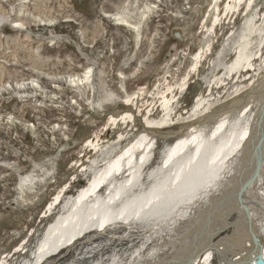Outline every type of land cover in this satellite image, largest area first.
<instances>
[{
	"label": "rangeland",
	"instance_id": "rangeland-1",
	"mask_svg": "<svg viewBox=\"0 0 264 264\" xmlns=\"http://www.w3.org/2000/svg\"><path fill=\"white\" fill-rule=\"evenodd\" d=\"M221 1L224 5L227 0ZM221 1L218 3L221 4ZM211 3L212 0H103L99 3L96 0H0V260L11 256L14 248L20 243L21 246L25 240L27 253L12 258L9 256L6 262L29 264V253L34 251L45 226L52 219L42 220L39 217L53 202L57 192L69 184L63 189L66 192L62 198L65 206L61 204L54 217L72 202L77 191L103 161L124 147L129 138L142 132L140 123L145 122V114L143 117L139 115L138 109L143 111L141 113L145 112L144 104L148 100L145 96L150 95L158 83L160 90L166 88V82L175 84L181 79V83L191 55L200 52L201 27L208 17ZM125 5L133 7V23H138L140 9L143 10L145 5L154 6L147 19L138 23V35L134 30L117 26L104 17L105 13L119 12ZM260 10L264 12V5ZM243 16L237 15V18L235 15L236 20L228 18L217 28L211 49L207 51V60L199 73L195 74L196 70L192 72L191 75L195 76L190 84L176 96L171 104V116L163 118L152 114L149 118L154 125L165 123V126H171L149 131V135L144 133L152 140L153 150L147 159L149 166L142 173L141 185L138 184L126 196L132 206L138 205V197L141 194L145 196L155 182L159 181L161 185L163 181L164 186L167 184V191H170L167 187L170 176L166 175L174 174L167 172L169 169L157 172L158 164L168 155L167 149L176 139L168 134L176 130L179 132L182 125L174 124L181 118L199 111L202 105L186 114L200 89L206 88L207 83L220 74L217 72L219 69H222L221 77L224 68L228 69L225 66L232 64L235 58L231 48L236 47L240 39ZM14 23H20L26 30L13 28ZM173 29L183 31V43L171 36ZM263 60L264 53L262 59L253 65L260 70L251 81L228 87L227 92H213L208 98L212 113L225 111L234 102L250 96L252 89L262 85ZM88 69L92 72L91 87L84 86L78 91L65 82L67 77L80 76ZM31 81L36 82L35 88L27 85ZM22 83H26L24 88H19L17 84ZM237 88L244 93L232 99L231 95ZM137 93L143 94L138 100L135 95L133 113L131 111L135 116L133 124L127 129L123 128L124 125L116 130L103 131L99 142L101 156L98 158L90 154L84 147L87 139L101 133L110 114L128 112L129 108L122 102L126 105L125 100ZM151 103L149 99L148 104ZM241 121L235 124L241 126ZM124 132L128 134L127 140L113 143L118 134ZM93 162L97 167L92 166ZM21 179L25 180L24 183L20 182ZM105 193L102 191L100 196H105ZM166 197H162L163 200ZM115 203L117 209H113L118 211L120 202ZM231 223L227 221L225 226ZM100 224L103 226L99 231L101 233L93 241H80L82 245H76L59 257L55 255L45 264H65L71 260L74 251L79 255H75L73 264H112L116 260L129 264L131 255L138 252L141 256L147 255L151 250L162 247L167 239L164 234L160 240L155 233L143 238L145 236L134 230L135 227H128L132 228L129 233L125 224L119 226L121 229L113 224L102 225L101 219ZM232 224L226 229L231 234L236 231ZM32 257L30 261H36V256ZM228 258L233 259L232 256Z\"/></svg>",
	"mask_w": 264,
	"mask_h": 264
},
{
	"label": "bare ground",
	"instance_id": "bare-ground-1",
	"mask_svg": "<svg viewBox=\"0 0 264 264\" xmlns=\"http://www.w3.org/2000/svg\"><path fill=\"white\" fill-rule=\"evenodd\" d=\"M212 1L213 3L210 4L208 10V17L201 27L202 37L200 38L206 40L200 39V52L191 55L190 64L186 68L188 72L185 70L186 75L182 78L181 83V79H178L175 84L166 82V88L163 87L161 90L158 83V87L153 89L150 95L145 96L148 98L144 104L146 113H141L143 111L137 108L139 115L141 114L143 117L145 114V122L140 123L142 132L135 134L129 140H127L128 134L125 135V132L118 134L119 136L113 143H121L127 140V144L119 151H114L115 153H112L110 158L103 161L101 167L99 166L98 170L96 169L92 175L90 174L85 185L77 191L72 198L73 200L71 199L72 202L70 200L71 203L67 204L66 208H63L54 217L56 209L61 204L65 206L62 198L66 192L63 189L68 188L69 186H66L69 184H65L57 192L53 202L49 203L47 210L45 209L44 214L42 213L39 217H42V220L49 217L52 219L45 226L43 235L40 236V244L38 242L34 251L31 252L32 254L29 253V264H42L43 259L47 257L43 263L45 264L55 255H57L55 257H59L65 251L81 244L85 239L93 241L103 228L100 219L102 225L113 224L112 226L123 227L125 224L127 228L135 227L134 230L142 232L145 236L143 238L155 233V237L162 240L165 234L167 239L162 247L151 250L147 255L141 256V252L131 255L129 264H181L191 255V252H200L204 248H207L206 251L199 256L194 264H248L247 262L252 256L253 246L245 227V214L237 200V191L243 183L242 181L250 176L253 167L251 160L252 144L256 141L255 132L259 131L257 125L260 121L261 105L264 102V80L261 81L263 82L262 85L251 90L250 96L234 102L219 114L212 113L208 98H211L216 90L224 92L228 87L251 81L252 77L260 70L253 65L258 59H262L264 53V12L260 10L261 6L264 5V0H227L224 5L221 0ZM220 1L221 4L218 3ZM153 9L154 6L151 5H145L143 10L140 9L138 13L141 16L138 18V23L145 21ZM133 13V7L125 5L119 12L105 13L104 17L117 26L134 30L135 34L138 35L140 27L138 23L132 22ZM235 15L236 17L237 15L238 17L244 15L240 39L237 41V46L231 48L235 59L232 60V64L225 66L228 69L224 68L223 76H219L222 72V69H219L217 72L220 74L216 75L217 77L214 76L215 81H209L206 88L200 89L193 97L192 108L186 114L194 109H199V105L202 106H200L199 111H194L192 115L185 117L186 119L183 117L185 120L181 118L174 124L176 126L182 125L177 136L172 135V132L168 134L169 137L176 139L168 147V155L161 160L160 165L158 164L157 172L160 173L164 169H169L167 172L174 174L173 176L166 175V177L170 176L169 182L171 183L168 182L169 185L167 186L170 191H167L165 188L167 184L164 186L163 181L161 185H159V181L155 184L152 181L155 186L147 191L145 196L141 194L138 197V205L132 206V202L127 201L126 198L128 197L126 196L138 184L141 185L142 173L149 166L147 159L150 158L153 150L152 140L148 139L149 136L146 137L144 133L148 134L149 131H159L171 126H165V123L154 125L149 121V118L154 114H157L158 117L163 116V118L171 116L173 109L171 104L174 103L176 96L183 91L186 85L190 84L191 79L200 72L199 69L207 60V51L211 49L212 39L217 33V28L222 23L225 24L228 18L229 20L232 18L236 20ZM258 23L260 24L257 25ZM12 27L26 30L20 23H14ZM207 34L210 37L206 36ZM217 56L219 58L218 54ZM230 56L232 57V55ZM262 64L261 67H264V60ZM213 66L215 67V65ZM208 68L212 69L211 67ZM194 70L196 72L192 76ZM91 73V69H88L85 74L69 76L64 81L69 86L81 91L84 86L91 87ZM258 75L260 76V74ZM255 82L256 80L253 85ZM25 84H17V86L24 88ZM27 85H31L33 88L37 86L35 81H31ZM156 90L158 93L155 94ZM243 93L242 89L237 88L231 95L232 99L241 97ZM142 94L137 93L129 96L125 100L126 105L122 102V105L128 107L129 111L123 112L124 114H110L101 129V133L87 139L84 147L88 149L90 154H94L98 158L101 156L99 153L102 148L99 147V142H101L103 131L116 130L124 125L123 128L127 129L133 124L135 116L131 114L134 107L132 105L135 95L138 100ZM149 99L152 101L150 105L148 104ZM95 105L97 104L93 106ZM240 120L243 121L241 126L236 125L235 123ZM238 127L240 128L238 129ZM94 163L92 166L97 167ZM24 181V179L20 180L21 183ZM102 191L106 192L105 196H100ZM165 195L167 199L163 200ZM243 201L249 209L253 233L260 240L264 259V144L262 166L257 180L244 192ZM115 202H120L118 211L113 209L117 204ZM160 204L162 207H159ZM136 218L140 220L134 221L133 219ZM79 220L80 222H78ZM227 221L233 223H231L232 228L236 230L233 234L226 230L231 225L225 226ZM98 227L101 228L98 230ZM104 227L109 226L104 225ZM131 229L126 230L131 233ZM224 230L226 231L224 232ZM114 235L113 237H115ZM102 236L104 235L102 234ZM54 238L57 239L56 243H54ZM231 238L234 241L233 239L230 240ZM107 239L112 240L114 238ZM24 241H22L21 246L20 243L14 248L15 250L13 249L11 256L3 257L0 264H8L6 261L17 254H26L27 243ZM122 241H124L123 238ZM75 253L74 251V256L72 255L71 260L65 264H73L75 255H79L78 252ZM32 255L36 256V261H30ZM48 255L50 256L48 257ZM228 256H232L233 259H229ZM121 263L122 260H116L112 264ZM21 264L28 263L23 262Z\"/></svg>",
	"mask_w": 264,
	"mask_h": 264
},
{
	"label": "water",
	"instance_id": "water-1",
	"mask_svg": "<svg viewBox=\"0 0 264 264\" xmlns=\"http://www.w3.org/2000/svg\"><path fill=\"white\" fill-rule=\"evenodd\" d=\"M103 0H96V2H101ZM208 35V34H207ZM171 36L173 38H175L176 40H178L180 43H183L185 41V36L184 33L181 29H173L171 31ZM201 40H206V39H201ZM200 40V41H201ZM261 116H260V121L259 124L257 125V128H259V131H256V141L252 144V171L251 174L248 178H246L244 181L240 182L242 183L239 186V189L237 191V200L240 204V207L242 208V211L245 214V227L247 230V233L250 236V241L252 243L253 246V250H252V256L251 258H249L248 260V264H264V259L262 256V247L260 244V240L257 237V235L255 233H253V229L251 226V222H250V212L248 207L243 203V194L244 192L247 190V188L253 183L255 182V180H257V176L259 174V171L261 169L262 166V159H263V144H264V102L261 105ZM195 122V121H194ZM177 132L173 131L172 135L177 136ZM253 141V140H252ZM72 143H70L69 145H71ZM207 248H204L203 250H201L200 252H191V255L189 257H187L181 264H194L196 263V261L198 260L199 256H201ZM256 250V251H255ZM136 264V263H134Z\"/></svg>",
	"mask_w": 264,
	"mask_h": 264
}]
</instances>
